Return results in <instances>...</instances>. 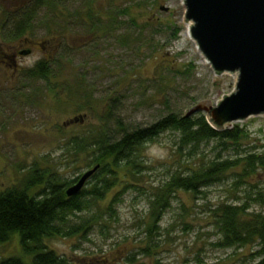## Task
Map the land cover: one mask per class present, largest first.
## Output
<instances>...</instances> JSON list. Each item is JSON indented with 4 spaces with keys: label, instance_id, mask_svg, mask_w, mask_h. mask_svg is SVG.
Listing matches in <instances>:
<instances>
[{
    "label": "rangeland",
    "instance_id": "374dc122",
    "mask_svg": "<svg viewBox=\"0 0 264 264\" xmlns=\"http://www.w3.org/2000/svg\"><path fill=\"white\" fill-rule=\"evenodd\" d=\"M40 2L0 0V11L9 12L11 21L24 9H37L33 28L23 37L31 45L36 43L35 49L31 56L18 59V71L2 62L10 64L8 59L1 60L0 50V191L34 164L63 182L92 170L88 156L69 149L70 143L102 127L101 116L110 107L111 120L119 119L134 130L169 113L185 116L207 99L215 106L235 90L236 74L216 75L204 62L189 34L191 22L184 21L183 0H94L95 23L110 21L105 10L114 14L116 9L128 7L129 12L118 18L112 32L93 33L79 20L85 17L84 0H55L51 11ZM3 19L0 16V26H7L10 18L6 23ZM48 48L64 72L50 82L63 85L65 81L70 95L64 89L57 98L48 90V81L23 77L44 55H50ZM52 67L58 73L57 65ZM77 85L81 86L78 93L74 92ZM232 124L237 123L226 127ZM239 125L249 136L238 147L210 141L179 149V136L170 131L146 143L140 173L92 204L90 212L71 218L80 223L95 215L96 223L85 234L48 240V248L64 256L67 264H100L105 256L116 260L129 251L135 254L132 264H240V260L234 261V250L216 246L218 236L209 209L231 203L233 198L244 202L253 193L264 194V168L260 165L242 184L236 183L234 174L241 169L229 173L218 185L206 189V196L194 199L178 191L159 224L164 244L153 251L155 255L147 256L140 249L151 202L171 175H187L189 168H200L218 157L235 160L255 154L264 158V115ZM94 182L90 178L83 189H90ZM248 203L251 211L264 213L263 203ZM20 252L17 239L0 245V258Z\"/></svg>",
    "mask_w": 264,
    "mask_h": 264
},
{
    "label": "trees",
    "instance_id": "16d2710c",
    "mask_svg": "<svg viewBox=\"0 0 264 264\" xmlns=\"http://www.w3.org/2000/svg\"><path fill=\"white\" fill-rule=\"evenodd\" d=\"M93 1L84 0L85 17L79 19L80 22H86V27L92 33L96 30L112 32L118 26V18L129 12L128 7L116 9L114 14L110 10H105L110 21L105 24L100 21L95 23ZM39 5L46 6L51 11L55 0H41ZM36 11L37 9H24L23 14H17L18 18L14 21H11L10 17V23L6 27L11 26V30L7 33L6 28L3 32L5 34L2 35L14 31V37L25 36L33 28ZM89 20H93L91 24L87 23ZM55 61L56 59H42L33 68L24 72L23 77L35 81H48V90L57 98L61 97L60 91L64 93V89L66 94L70 92L68 94L70 95V88L65 81L63 85L50 82L53 77L58 79L60 74L64 73L60 63ZM56 65L58 73L52 67ZM60 71L62 73H59ZM80 88L81 86L77 85L74 92L78 93ZM112 115L110 107L105 115L101 116L102 127L94 133L79 137L80 139L75 138L70 143L69 149L78 150L88 156V167L99 166L91 177L95 182L90 189H82L79 194L68 197L66 190L80 178L63 182L58 175L40 169L34 164L22 178L0 191V245L17 239L21 250L20 255L0 258V264H67L65 257L49 249L46 242L50 239L85 234L88 227L96 223L95 215L81 220L80 223L74 222L71 218L77 214L90 212L92 204L101 201L114 188L124 187L127 185V178H133L140 173L143 168L140 161L141 151L146 143L152 142L159 135L168 131L177 133L179 149L195 148L210 141H216L222 146L238 147L249 136L239 123L225 127L221 131L216 130L202 113L192 116L169 113L147 127L134 130L127 129L119 119L111 120ZM258 165L264 168V158L255 154L244 155L235 160L218 157L200 168H189L190 172L187 175H171L163 186L157 189L151 202L149 218L144 223L146 236L140 240L142 254L155 255L153 251L164 244L162 239L164 237H159L161 230L159 224L164 211L170 206L171 197L178 191H185L194 199L199 195L206 196L204 192L206 189L218 185L229 173L236 172L237 169L241 171L234 173L237 175L236 183H244L245 178L256 173ZM253 195L247 196L244 202L233 198L231 203L225 201L210 206L209 209L215 229L214 235L218 236L216 246L234 250V261L240 260V264H264V213L251 211V205L248 203L251 200L264 204V194L259 192ZM108 210H111L110 207ZM134 262L135 254L129 251L125 255H119L116 260H110L105 256L100 264Z\"/></svg>",
    "mask_w": 264,
    "mask_h": 264
},
{
    "label": "water",
    "instance_id": "95a60500",
    "mask_svg": "<svg viewBox=\"0 0 264 264\" xmlns=\"http://www.w3.org/2000/svg\"><path fill=\"white\" fill-rule=\"evenodd\" d=\"M184 21L198 51L216 75L236 74L234 92L215 106L207 99L186 116L202 113L216 130L264 115V0H183ZM99 166L66 190L79 194Z\"/></svg>",
    "mask_w": 264,
    "mask_h": 264
},
{
    "label": "flooded vegetation",
    "instance_id": "af4514ba",
    "mask_svg": "<svg viewBox=\"0 0 264 264\" xmlns=\"http://www.w3.org/2000/svg\"><path fill=\"white\" fill-rule=\"evenodd\" d=\"M10 15L11 14L9 12L0 11V16L4 18L2 21L4 23H6L5 21L11 17ZM6 28H7V33H8L11 30V26H8V27L4 25L0 26V34H5L3 32ZM13 32L10 34L2 35V38L0 37V50L2 51L1 60L8 59L10 61V64L8 63V61L2 60V62L7 64V67L9 68L12 67L13 71H18L19 70L18 69V64H19L18 59L23 56H31L34 52L36 43L31 45L27 41L28 39L23 38L24 36L14 37ZM48 49H49L48 52H50V55L48 54L44 55L42 57L43 59H46V58L53 59L51 55L52 50L50 48Z\"/></svg>",
    "mask_w": 264,
    "mask_h": 264
},
{
    "label": "bare ground",
    "instance_id": "6f19581e",
    "mask_svg": "<svg viewBox=\"0 0 264 264\" xmlns=\"http://www.w3.org/2000/svg\"><path fill=\"white\" fill-rule=\"evenodd\" d=\"M194 44H195V42H194ZM195 46H196V44H195ZM202 57H203V56H202ZM203 60H204L205 63H207V61L204 59V57H203ZM207 64H208V63H207Z\"/></svg>",
    "mask_w": 264,
    "mask_h": 264
}]
</instances>
